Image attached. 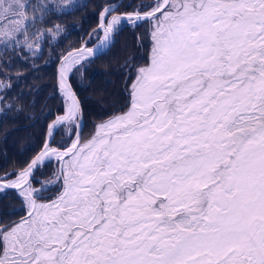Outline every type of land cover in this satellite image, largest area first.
Instances as JSON below:
<instances>
[{
    "label": "snow or ice",
    "instance_id": "1",
    "mask_svg": "<svg viewBox=\"0 0 264 264\" xmlns=\"http://www.w3.org/2000/svg\"><path fill=\"white\" fill-rule=\"evenodd\" d=\"M23 5L41 15L0 35V50L60 42L59 26L21 41L78 6ZM13 7L0 0V13ZM125 26L144 27L148 61L130 69L127 105L85 138L70 76ZM86 35L59 57L64 114L30 159L0 169V264H264V0H109ZM52 164L54 197L36 180Z\"/></svg>",
    "mask_w": 264,
    "mask_h": 264
},
{
    "label": "trees",
    "instance_id": "2",
    "mask_svg": "<svg viewBox=\"0 0 264 264\" xmlns=\"http://www.w3.org/2000/svg\"><path fill=\"white\" fill-rule=\"evenodd\" d=\"M76 2L78 6L66 14H60L55 9L49 11L42 22L37 21L34 27H29L28 36L21 41L27 44L34 39L33 33L59 26L63 29L60 42L52 41L44 46L42 52L34 50L28 55L19 50H0V84L3 86L0 96H7L0 104V169L21 165L38 152L45 137L46 125L64 111L67 101L57 92L55 79L59 57L68 48L80 46L86 34L96 26L100 7L109 0ZM138 2L123 0L125 4ZM33 3L35 5L36 1L33 0ZM27 13L23 8L24 19ZM143 32L144 27L136 29L135 33L124 27L104 55L86 62L80 72L70 76L69 81L78 88L85 138L95 124L127 105L132 75L130 69L147 63L151 48L148 37L136 39V35ZM55 139L57 142L67 140L63 128L57 131ZM54 168L55 164L42 167L36 175V180H51L53 187L44 193L45 196L54 197L59 190L52 177ZM11 203L18 210L19 201L12 200Z\"/></svg>",
    "mask_w": 264,
    "mask_h": 264
},
{
    "label": "rangeland",
    "instance_id": "3",
    "mask_svg": "<svg viewBox=\"0 0 264 264\" xmlns=\"http://www.w3.org/2000/svg\"><path fill=\"white\" fill-rule=\"evenodd\" d=\"M35 1L37 2V0H35ZM48 2L53 4V5H59L61 3H67L68 0H48ZM13 4L15 5V7H13L10 11L0 13V19L7 21L4 24L3 29H0V35H3L5 32H8V33H11L12 35H14L16 31L20 30L23 27V22L25 20L31 21L34 16L41 15L39 9H35L33 7V8H29V11H27L28 12L27 18L24 19L23 18V8H24L23 0H13ZM5 7H7V5H5ZM37 13H39V14L36 15ZM8 17H12V19H8ZM17 17H18V19H17ZM28 32L29 31H27L25 33L24 40L28 36ZM33 40L34 39L29 40L27 42V44H32ZM33 47H34V50H38V49H36L35 45H33ZM0 85H1L0 86V89H1V87H3V86H2V84H0ZM56 188L59 189L58 186Z\"/></svg>",
    "mask_w": 264,
    "mask_h": 264
},
{
    "label": "water",
    "instance_id": "4",
    "mask_svg": "<svg viewBox=\"0 0 264 264\" xmlns=\"http://www.w3.org/2000/svg\"><path fill=\"white\" fill-rule=\"evenodd\" d=\"M125 27H127V26H125ZM91 32V31H90ZM89 32V33H90ZM86 39H88V36L86 37ZM85 39V40H86ZM99 56V55H98ZM59 60H58V63H57V67H56V72H55V79H56V86H57V83H58V77H57V69H58V67H59ZM69 83L71 84V86H72V89H73V91L75 92V94H76V98L78 99V89H77V86L75 85V83H73V82H71V81H69ZM57 92L63 97V99L64 100H66L67 101V99L64 97V95H63V92L60 90V89H58V87H57ZM79 101V100H78ZM67 103H68V101H67ZM66 107V106H65ZM81 108V107H80ZM65 109V108H64ZM62 114H64V111H63V113ZM45 138V137H44ZM44 141V140H43Z\"/></svg>",
    "mask_w": 264,
    "mask_h": 264
},
{
    "label": "bare ground",
    "instance_id": "5",
    "mask_svg": "<svg viewBox=\"0 0 264 264\" xmlns=\"http://www.w3.org/2000/svg\"><path fill=\"white\" fill-rule=\"evenodd\" d=\"M66 98V97H65ZM67 99V98H66Z\"/></svg>",
    "mask_w": 264,
    "mask_h": 264
}]
</instances>
